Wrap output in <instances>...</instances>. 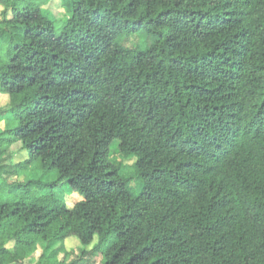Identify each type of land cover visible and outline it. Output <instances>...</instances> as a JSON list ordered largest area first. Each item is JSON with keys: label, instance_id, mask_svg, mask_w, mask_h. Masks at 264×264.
<instances>
[{"label": "trees", "instance_id": "1", "mask_svg": "<svg viewBox=\"0 0 264 264\" xmlns=\"http://www.w3.org/2000/svg\"><path fill=\"white\" fill-rule=\"evenodd\" d=\"M46 1L0 0V264H264V0Z\"/></svg>", "mask_w": 264, "mask_h": 264}, {"label": "rangeland", "instance_id": "2", "mask_svg": "<svg viewBox=\"0 0 264 264\" xmlns=\"http://www.w3.org/2000/svg\"><path fill=\"white\" fill-rule=\"evenodd\" d=\"M44 10L46 11L47 15L53 19L62 20L64 17L68 15L67 7L62 0H47L43 5ZM2 12V6H0V13ZM9 103V97L6 94H0V108H5ZM5 125V121L0 120V128H3ZM13 151V158L15 162L23 160L27 157V152L25 148H23L20 144H14L11 147ZM112 150V160L114 162L123 163V174H127L132 172V163L134 162L131 159H123L119 152L116 151V146H111ZM135 158V157H133ZM135 160V159H134ZM35 174V173H34ZM33 174V175H34ZM138 180L136 178L130 180L129 187L133 190V192H138V188L136 187ZM75 195L72 194L71 197L66 198V202L71 204L73 202V197ZM79 241L76 237L69 238L66 243L67 249L73 252L72 258L78 256L80 254L79 250ZM45 249V245H40L39 249L33 254V261H36L40 256L41 252Z\"/></svg>", "mask_w": 264, "mask_h": 264}]
</instances>
